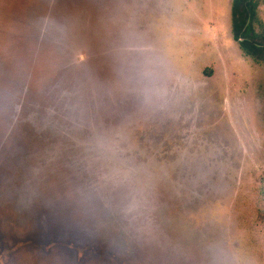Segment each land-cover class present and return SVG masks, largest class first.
I'll list each match as a JSON object with an SVG mask.
<instances>
[{"label":"rangeland","instance_id":"obj_1","mask_svg":"<svg viewBox=\"0 0 264 264\" xmlns=\"http://www.w3.org/2000/svg\"><path fill=\"white\" fill-rule=\"evenodd\" d=\"M232 5L0 0V264H264V60Z\"/></svg>","mask_w":264,"mask_h":264},{"label":"trees","instance_id":"obj_2","mask_svg":"<svg viewBox=\"0 0 264 264\" xmlns=\"http://www.w3.org/2000/svg\"><path fill=\"white\" fill-rule=\"evenodd\" d=\"M254 0H233L231 10L232 35L242 52L255 61L264 60V38L252 32Z\"/></svg>","mask_w":264,"mask_h":264}]
</instances>
